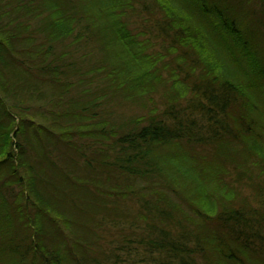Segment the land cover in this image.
Wrapping results in <instances>:
<instances>
[{"label":"trees","instance_id":"trees-1","mask_svg":"<svg viewBox=\"0 0 264 264\" xmlns=\"http://www.w3.org/2000/svg\"><path fill=\"white\" fill-rule=\"evenodd\" d=\"M263 101L264 0H0V264H264Z\"/></svg>","mask_w":264,"mask_h":264},{"label":"rangeland","instance_id":"rangeland-1","mask_svg":"<svg viewBox=\"0 0 264 264\" xmlns=\"http://www.w3.org/2000/svg\"><path fill=\"white\" fill-rule=\"evenodd\" d=\"M153 99L156 103V107L159 109V110H162L164 104L161 103V100L159 98V96L155 93H153ZM264 102V101H263ZM149 104V103H148ZM123 106V105H122ZM150 107V104L148 105ZM152 106V105H151ZM116 107V106H115ZM119 112H123L125 113V115H131V114H138V111H142L141 109L139 108H134V107H124V108H118L117 109ZM145 111V110H144ZM263 131V130H262ZM261 131V132H262Z\"/></svg>","mask_w":264,"mask_h":264}]
</instances>
